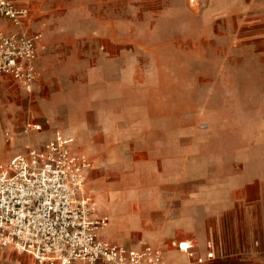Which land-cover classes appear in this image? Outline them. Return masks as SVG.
Segmentation results:
<instances>
[{"label": "rangeland", "instance_id": "rangeland-1", "mask_svg": "<svg viewBox=\"0 0 264 264\" xmlns=\"http://www.w3.org/2000/svg\"><path fill=\"white\" fill-rule=\"evenodd\" d=\"M17 4L42 37L30 92L0 77V166L67 137L91 161L99 238L128 249L264 211V0ZM0 264L38 262L4 248Z\"/></svg>", "mask_w": 264, "mask_h": 264}, {"label": "built area", "instance_id": "built-area-1", "mask_svg": "<svg viewBox=\"0 0 264 264\" xmlns=\"http://www.w3.org/2000/svg\"><path fill=\"white\" fill-rule=\"evenodd\" d=\"M28 9L0 0V17L15 30H0V77H9L30 92L37 80L36 56L41 33L24 29ZM39 130L27 123L26 130ZM91 161L71 149L65 136H56L26 155L0 167V249L11 248L38 264H166L161 249L144 244L128 249L100 239L108 220L97 216L92 199L83 195ZM203 264L214 259L213 245L195 256L188 243H173Z\"/></svg>", "mask_w": 264, "mask_h": 264}, {"label": "crops", "instance_id": "crops-1", "mask_svg": "<svg viewBox=\"0 0 264 264\" xmlns=\"http://www.w3.org/2000/svg\"><path fill=\"white\" fill-rule=\"evenodd\" d=\"M25 1L17 0L16 2L23 4ZM12 2L17 7L26 8L30 12L28 5H18L14 0ZM27 24L24 23V28L31 33V28H28ZM13 29L14 27L11 30ZM252 189L256 194L259 193V190L260 194L263 193L262 186H252ZM256 202L257 200H252V210L250 213H245V221L241 222L243 226L231 228V231L228 232L220 227L215 232L217 236L210 237L205 242L200 238L196 243L193 237L184 234L176 236L178 239L172 240L170 244L165 243L161 247L151 245L161 249L166 264H183L192 258L180 252L173 243H188L190 251L195 256H205L208 241L213 245L214 259L203 264H264V211H259ZM223 254L225 255L223 256Z\"/></svg>", "mask_w": 264, "mask_h": 264}, {"label": "bare ground", "instance_id": "bare-ground-1", "mask_svg": "<svg viewBox=\"0 0 264 264\" xmlns=\"http://www.w3.org/2000/svg\"><path fill=\"white\" fill-rule=\"evenodd\" d=\"M97 209V208H96ZM108 223L106 224V227H107Z\"/></svg>", "mask_w": 264, "mask_h": 264}]
</instances>
